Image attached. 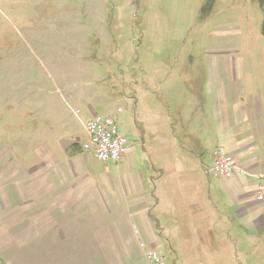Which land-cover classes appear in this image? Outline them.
<instances>
[{
    "label": "rangeland",
    "instance_id": "obj_1",
    "mask_svg": "<svg viewBox=\"0 0 264 264\" xmlns=\"http://www.w3.org/2000/svg\"><path fill=\"white\" fill-rule=\"evenodd\" d=\"M213 1L0 0V264H149L151 250L163 264H264L259 243L219 262L200 227L150 244L127 214L124 187L148 188L163 120L180 103L182 118L199 112L184 106L189 80L231 55L264 69V0ZM91 114L127 138L119 167L81 150Z\"/></svg>",
    "mask_w": 264,
    "mask_h": 264
},
{
    "label": "crops",
    "instance_id": "obj_2",
    "mask_svg": "<svg viewBox=\"0 0 264 264\" xmlns=\"http://www.w3.org/2000/svg\"><path fill=\"white\" fill-rule=\"evenodd\" d=\"M236 56L209 61L201 81L189 80L186 85L195 99L184 106L199 112L182 118L180 103L174 121L168 124L164 119L166 124L158 130L161 155L156 169L152 167L148 188L134 177L124 187L127 214L138 216L141 237L150 244L166 237L181 245L185 238L177 231L202 226L216 233L203 251L219 262L227 259V252L241 253L244 243L264 245V206L256 200L255 177L264 174V69L252 64L247 74ZM80 147L83 150L81 143ZM216 147L224 148L248 176L216 177L212 172ZM129 153L107 165L119 167ZM65 160L83 165L79 158ZM206 173L215 179H206ZM77 186L78 182L73 188ZM170 230L179 236L171 237Z\"/></svg>",
    "mask_w": 264,
    "mask_h": 264
},
{
    "label": "built area",
    "instance_id": "obj_3",
    "mask_svg": "<svg viewBox=\"0 0 264 264\" xmlns=\"http://www.w3.org/2000/svg\"><path fill=\"white\" fill-rule=\"evenodd\" d=\"M117 113L122 108H117ZM128 140L121 135L113 117H101L93 114L91 119L83 124L82 147L86 152H91L101 164L118 162L127 152ZM213 174L218 178L228 179L234 173L248 176L235 159L228 156L225 149L216 147L213 151ZM258 179L256 200L264 206V174L255 176ZM149 264H163L162 258L155 250L148 254Z\"/></svg>",
    "mask_w": 264,
    "mask_h": 264
},
{
    "label": "trees",
    "instance_id": "obj_4",
    "mask_svg": "<svg viewBox=\"0 0 264 264\" xmlns=\"http://www.w3.org/2000/svg\"><path fill=\"white\" fill-rule=\"evenodd\" d=\"M206 6H205V8L206 7H210V6H212L213 5V3H214V1L213 0H211V1H209V0H206ZM210 2V3H209ZM210 11V10H209ZM199 231L201 232V235H202V237H205V238H211V237H213V236H215V234L216 233H214V231H210L208 228H204V227H202V226H200V229H199ZM199 235H200V233H199ZM200 235V236H201ZM205 235V236H204ZM221 237V236H220Z\"/></svg>",
    "mask_w": 264,
    "mask_h": 264
}]
</instances>
